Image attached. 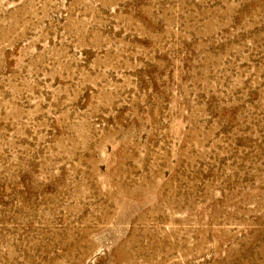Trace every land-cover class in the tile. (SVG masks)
Segmentation results:
<instances>
[{
    "label": "rangeland",
    "instance_id": "obj_1",
    "mask_svg": "<svg viewBox=\"0 0 264 264\" xmlns=\"http://www.w3.org/2000/svg\"><path fill=\"white\" fill-rule=\"evenodd\" d=\"M0 264H264V0H0Z\"/></svg>",
    "mask_w": 264,
    "mask_h": 264
},
{
    "label": "water",
    "instance_id": "obj_2",
    "mask_svg": "<svg viewBox=\"0 0 264 264\" xmlns=\"http://www.w3.org/2000/svg\"><path fill=\"white\" fill-rule=\"evenodd\" d=\"M97 261V260H96Z\"/></svg>",
    "mask_w": 264,
    "mask_h": 264
}]
</instances>
